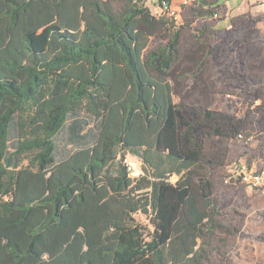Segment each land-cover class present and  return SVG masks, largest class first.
Listing matches in <instances>:
<instances>
[{"label":"trees","instance_id":"1","mask_svg":"<svg viewBox=\"0 0 264 264\" xmlns=\"http://www.w3.org/2000/svg\"><path fill=\"white\" fill-rule=\"evenodd\" d=\"M123 1L0 0V264H232L241 223L197 197L205 156L167 80L179 29L157 18L172 33L146 51L144 0Z\"/></svg>","mask_w":264,"mask_h":264},{"label":"rangeland","instance_id":"2","mask_svg":"<svg viewBox=\"0 0 264 264\" xmlns=\"http://www.w3.org/2000/svg\"><path fill=\"white\" fill-rule=\"evenodd\" d=\"M181 3L182 0H171L165 10L158 0H144L149 16L136 18L135 27L149 35L146 51L165 43L163 39L172 33L156 22L157 18L164 16L179 29L178 58L167 72V80L182 115L197 126L195 137L205 156L204 170L200 169L204 180L194 178L192 186L198 198L210 193L221 211L234 217V224L241 223L226 255L228 261L264 264V189L225 182L240 164L256 172L264 170V34L244 16L227 27L230 8L235 5L228 0L191 2L185 7ZM112 5L121 11L124 1L112 0ZM262 29L264 32V25ZM227 93L237 99L228 100ZM206 110L211 111L213 119L205 118ZM219 126L228 137L241 132L252 134L254 140L248 145L237 142L225 146L228 137L215 134ZM245 155L255 156L254 161L240 160ZM209 159L210 164L205 162ZM131 160V176L142 174L141 161L136 157ZM176 179L174 175L170 178L172 182ZM205 181L211 183L209 190L203 188ZM134 218L146 227L145 231L151 229L144 214L135 213Z\"/></svg>","mask_w":264,"mask_h":264},{"label":"built area","instance_id":"3","mask_svg":"<svg viewBox=\"0 0 264 264\" xmlns=\"http://www.w3.org/2000/svg\"><path fill=\"white\" fill-rule=\"evenodd\" d=\"M191 2H194V0H182L181 5L185 7ZM168 6L169 5L167 4V2L162 1V8L168 10ZM214 15H216V13H214ZM225 97L228 98V100L232 101L237 99L234 95H231L229 93L225 94ZM234 140L248 145L254 140V137L252 134L238 133L234 137ZM131 157L132 156H130L129 154H125L122 159V162L129 173H131L133 170V162L131 160ZM225 182L230 184L243 183L248 186L264 189V170L261 172H256L248 168L245 164H240L239 167L231 173V175H228V177L225 179Z\"/></svg>","mask_w":264,"mask_h":264},{"label":"crops","instance_id":"4","mask_svg":"<svg viewBox=\"0 0 264 264\" xmlns=\"http://www.w3.org/2000/svg\"><path fill=\"white\" fill-rule=\"evenodd\" d=\"M229 3H235L234 6H232L230 9L231 11V15L230 17L227 19V27H230L233 25V21L235 19H237L238 17H246L247 21H251V23L253 24V26L258 29L262 34H264L263 29H262V25H264V19L262 18V16L264 15V1L263 0H228ZM206 78V77H205ZM209 79V77H208ZM207 80V78H206ZM208 81V80H207ZM208 91L211 93L210 87H207ZM201 91V88H200ZM202 93H199V97L201 96ZM225 126V125H224ZM223 131V130H222ZM238 141H235L233 137L228 138V143H226L228 145H232V144H236ZM227 154V152H226ZM226 154L224 155V158L226 156ZM242 159H246V162L250 163V161H254L253 159L255 158V156H251L248 157L247 155H245V157L240 156V160ZM210 161V159H209ZM211 162V161H210ZM257 162V161H256ZM253 163V162H252ZM255 163V162H254ZM219 166V164H216V167Z\"/></svg>","mask_w":264,"mask_h":264}]
</instances>
